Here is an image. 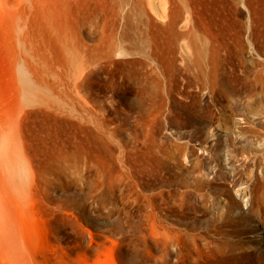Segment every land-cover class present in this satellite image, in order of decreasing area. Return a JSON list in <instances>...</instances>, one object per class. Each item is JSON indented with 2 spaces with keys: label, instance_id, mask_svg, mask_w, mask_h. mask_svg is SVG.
Listing matches in <instances>:
<instances>
[{
  "label": "rangeland",
  "instance_id": "374dc122",
  "mask_svg": "<svg viewBox=\"0 0 264 264\" xmlns=\"http://www.w3.org/2000/svg\"><path fill=\"white\" fill-rule=\"evenodd\" d=\"M4 1L0 121L17 128L12 171L27 186L24 216L50 230L47 255L26 264H54L59 249L71 264H264V0H223L233 34L216 87L168 75L169 60L180 69L175 51L156 58L155 71L143 55H116L82 73L86 104L51 113L19 96L25 46L14 2ZM60 5L23 0L24 33L39 10L54 18ZM101 19L84 16L77 39L93 44ZM12 231L6 244L23 243Z\"/></svg>",
  "mask_w": 264,
  "mask_h": 264
},
{
  "label": "bare ground",
  "instance_id": "6f19581e",
  "mask_svg": "<svg viewBox=\"0 0 264 264\" xmlns=\"http://www.w3.org/2000/svg\"><path fill=\"white\" fill-rule=\"evenodd\" d=\"M6 1L14 2L12 21L17 32L14 38L22 40L25 46L24 54L17 58L22 81L19 96L34 110L51 113L59 110L57 105L64 107L68 102L86 104L79 95L82 73L87 75V69L101 62L112 63L116 55H143L155 71V59L167 60L175 51L180 69L169 60L166 73L172 76L177 71L203 87H216L224 75L221 52L228 49L227 41L233 32L227 23L223 0H60L54 18L47 11H38L30 25L34 32L30 36L22 30L27 23L20 6L23 0ZM93 12H98L102 19L96 41L87 45L77 39L76 30L79 21ZM124 43L133 45V50H125ZM69 65L76 66L73 74L68 72ZM216 130L219 134L226 132L221 127ZM15 148H19L17 128L1 120L0 264L36 263V254L47 255L46 238L50 234L42 220L24 216L22 202L27 186L12 171ZM236 198L241 200L243 194ZM13 228L23 234V243L14 240L11 245L6 244L8 238L13 240L18 235ZM256 236L261 239L264 232ZM59 253L55 250L53 257L49 254L51 262L71 264L64 257L66 253ZM49 259L44 261L49 263ZM107 264L116 263L109 258Z\"/></svg>",
  "mask_w": 264,
  "mask_h": 264
}]
</instances>
